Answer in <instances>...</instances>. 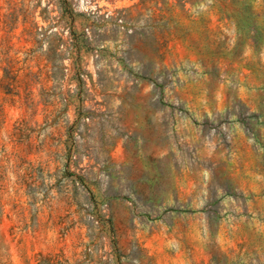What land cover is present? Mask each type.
I'll return each instance as SVG.
<instances>
[{"label": "rangeland", "instance_id": "rangeland-1", "mask_svg": "<svg viewBox=\"0 0 264 264\" xmlns=\"http://www.w3.org/2000/svg\"><path fill=\"white\" fill-rule=\"evenodd\" d=\"M0 264H264V0H0Z\"/></svg>", "mask_w": 264, "mask_h": 264}, {"label": "crops", "instance_id": "crops-1", "mask_svg": "<svg viewBox=\"0 0 264 264\" xmlns=\"http://www.w3.org/2000/svg\"><path fill=\"white\" fill-rule=\"evenodd\" d=\"M132 128L133 127H129V125H124L123 126V130H125V131H127V132H131V130H132ZM119 143L116 145V147L118 148V147H124V145H126V144H124V141L122 140V138H119ZM126 143V142H125ZM116 148V149H117Z\"/></svg>", "mask_w": 264, "mask_h": 264}]
</instances>
